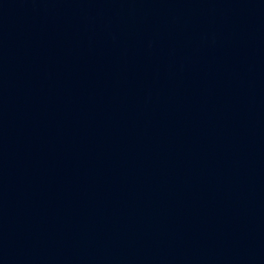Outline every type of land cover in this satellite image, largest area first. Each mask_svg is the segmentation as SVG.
<instances>
[{
  "label": "water",
  "instance_id": "1",
  "mask_svg": "<svg viewBox=\"0 0 264 264\" xmlns=\"http://www.w3.org/2000/svg\"><path fill=\"white\" fill-rule=\"evenodd\" d=\"M0 264H264V0H0Z\"/></svg>",
  "mask_w": 264,
  "mask_h": 264
}]
</instances>
